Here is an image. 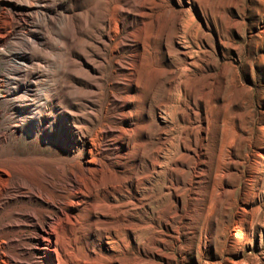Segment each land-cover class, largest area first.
I'll list each match as a JSON object with an SVG mask.
<instances>
[{
	"label": "rangeland",
	"instance_id": "374dc122",
	"mask_svg": "<svg viewBox=\"0 0 264 264\" xmlns=\"http://www.w3.org/2000/svg\"><path fill=\"white\" fill-rule=\"evenodd\" d=\"M0 170L17 263L264 264V0H0Z\"/></svg>",
	"mask_w": 264,
	"mask_h": 264
},
{
	"label": "bare ground",
	"instance_id": "6f19581e",
	"mask_svg": "<svg viewBox=\"0 0 264 264\" xmlns=\"http://www.w3.org/2000/svg\"><path fill=\"white\" fill-rule=\"evenodd\" d=\"M4 173L5 172L3 170H0V192L7 185V180H8L7 178L8 177H7V175H5L6 173L5 174ZM79 186L80 185L75 180H72V181L70 180V183H67L65 185L66 188H70V187L79 188ZM10 188L22 189V185L19 183V181H17V182L15 181V183L12 184L10 186ZM35 188L36 189H33L34 193H32L31 197L28 198V201L33 200V201H37V202H40V203H43V202L46 203V199H45L44 193L41 192V190L39 188H37V187H35ZM7 199H9V198H6V199H1L0 198V207L6 201H8ZM56 210H57L56 212H54L52 214H49V215H47L44 218V225L40 228L39 232L37 233V239L39 241V250L41 251V255H42V257L44 259H48L51 262L53 261V256H54L53 248H51V246H50L51 238L55 234V232L57 231L56 230L57 226L62 221V218L64 216L63 215L64 214L63 213V208L58 207ZM24 214L27 216V218L30 221L33 220L34 217H35L34 208H29V209L27 208L26 212ZM17 215H19V214H17ZM0 229H1V227H0ZM4 243H5V241H4V239L1 238V234H0V264H20V263H17L16 260L13 257H11L10 255H7L6 254L7 252L4 253L1 250L2 246L4 245Z\"/></svg>",
	"mask_w": 264,
	"mask_h": 264
}]
</instances>
